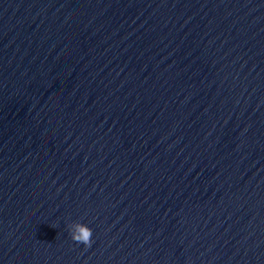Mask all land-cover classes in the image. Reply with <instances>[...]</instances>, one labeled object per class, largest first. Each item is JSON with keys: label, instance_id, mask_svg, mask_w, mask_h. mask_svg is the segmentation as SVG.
Wrapping results in <instances>:
<instances>
[{"label": "water", "instance_id": "water-1", "mask_svg": "<svg viewBox=\"0 0 264 264\" xmlns=\"http://www.w3.org/2000/svg\"><path fill=\"white\" fill-rule=\"evenodd\" d=\"M0 264H264V0H0Z\"/></svg>", "mask_w": 264, "mask_h": 264}, {"label": "clouds", "instance_id": "clouds-1", "mask_svg": "<svg viewBox=\"0 0 264 264\" xmlns=\"http://www.w3.org/2000/svg\"><path fill=\"white\" fill-rule=\"evenodd\" d=\"M69 235L77 244H82L86 248L91 247L93 240V230L87 224L76 221L68 225Z\"/></svg>", "mask_w": 264, "mask_h": 264}]
</instances>
